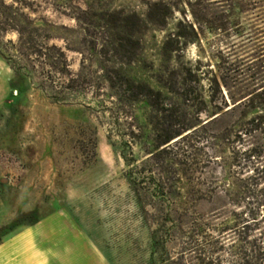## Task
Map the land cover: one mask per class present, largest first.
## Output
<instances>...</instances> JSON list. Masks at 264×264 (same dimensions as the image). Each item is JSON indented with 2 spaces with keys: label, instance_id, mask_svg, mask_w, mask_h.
<instances>
[{
  "label": "rangeland",
  "instance_id": "1",
  "mask_svg": "<svg viewBox=\"0 0 264 264\" xmlns=\"http://www.w3.org/2000/svg\"><path fill=\"white\" fill-rule=\"evenodd\" d=\"M22 2L50 44L64 50L72 73L84 61L89 84L53 102L0 57V194L7 216L0 243L35 227L41 248L55 247L61 256L67 247L73 264H160L151 259L150 233L165 223L162 214L140 218L123 177L130 149L140 161L153 150V112L143 100L126 105L107 88L100 77L112 66L163 94L165 83L190 77L206 103L199 109L208 111L201 122L218 113L181 144L193 165L180 171L175 208L188 214L174 223L179 229L164 256L171 264H264V133H241L236 125L264 110L253 108L255 100L228 111L229 93L254 90L252 81L236 85L240 73L264 77V0ZM103 14L113 21L131 16L137 25L131 62L103 48L112 33ZM1 37L17 40L12 32ZM101 49L106 56L97 54Z\"/></svg>",
  "mask_w": 264,
  "mask_h": 264
},
{
  "label": "trees",
  "instance_id": "2",
  "mask_svg": "<svg viewBox=\"0 0 264 264\" xmlns=\"http://www.w3.org/2000/svg\"><path fill=\"white\" fill-rule=\"evenodd\" d=\"M20 4L23 5L22 0H0V57L14 75L27 79L53 102L66 101L68 92H83L89 84L83 73L84 61L81 62L80 70L72 73L64 50L50 44L51 37L48 32L35 25L34 20L23 12V6ZM110 17L109 14H103L100 17V20L110 26L112 31L111 38L105 41L103 48L107 49L111 58L129 63L133 60L139 45L132 37V30H135L137 25L131 16H123L114 21ZM154 22L157 20L154 19ZM9 32L17 35L15 42L2 39L1 35ZM177 48L179 47L168 48L165 45L164 50L176 51ZM102 49L97 54L106 56L107 51ZM242 77L240 73L235 80L236 85L242 87L252 81L254 90L251 92L242 90L239 94L229 93L232 107L229 108L224 101V108L235 111L246 101L256 100L257 103L253 108L264 110V77L257 78L255 74L247 78ZM100 79L110 90L119 91L122 102L126 105L143 100L153 112L149 119L154 131L153 150L146 151V155L140 161L133 159L130 149L131 158L123 156L127 165L123 177L134 195L140 218L146 220L154 215H151L154 211L162 214L160 221L165 223L158 225L150 233L153 242L151 259L160 264H171L173 261L168 255L164 256V252L166 253L167 245L179 229L176 225L174 226V223L188 214L187 210L179 213V210L175 208L176 199L179 196L177 184L180 182V171L186 173L193 165L192 154H186L181 144L203 129L210 121L215 120L218 113L209 117L212 120L206 123L201 122V114L208 111L199 109L200 105L205 106L206 103L195 84L197 81H193L190 77L184 78L181 84L172 80L165 83L168 94L154 90L146 83L134 82L112 66L104 67ZM236 96L240 98L236 99ZM215 108L219 112L223 110L219 107ZM236 125L241 129L239 130L241 133L247 131L264 133V116L252 117L246 122L240 119ZM243 127L246 129L242 130ZM108 139L110 140V137ZM91 153L92 156L95 155ZM167 223L171 225L165 228ZM158 252L161 254L155 257Z\"/></svg>",
  "mask_w": 264,
  "mask_h": 264
},
{
  "label": "crops",
  "instance_id": "3",
  "mask_svg": "<svg viewBox=\"0 0 264 264\" xmlns=\"http://www.w3.org/2000/svg\"><path fill=\"white\" fill-rule=\"evenodd\" d=\"M0 194V222L7 221ZM39 230L31 227L11 236H5L0 243V264H73L66 257L68 249L63 246V255L55 254V247L41 248ZM51 233H48L50 235ZM50 238V237H49ZM52 241V240H51Z\"/></svg>",
  "mask_w": 264,
  "mask_h": 264
}]
</instances>
